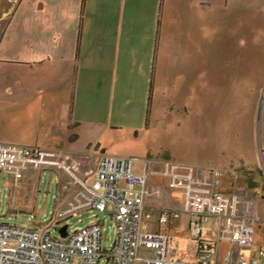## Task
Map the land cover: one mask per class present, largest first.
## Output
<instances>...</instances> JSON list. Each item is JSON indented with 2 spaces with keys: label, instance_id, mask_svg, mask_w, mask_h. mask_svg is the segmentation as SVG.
<instances>
[{
  "label": "crops",
  "instance_id": "obj_1",
  "mask_svg": "<svg viewBox=\"0 0 264 264\" xmlns=\"http://www.w3.org/2000/svg\"><path fill=\"white\" fill-rule=\"evenodd\" d=\"M226 3L241 8L244 30L264 18V0H0V142L91 152L95 162L129 157L125 133L157 126L167 93L169 101L181 91L192 102L205 98ZM255 83L256 103L263 78ZM257 157L239 170L258 169ZM48 173L59 208L73 189Z\"/></svg>",
  "mask_w": 264,
  "mask_h": 264
},
{
  "label": "built area",
  "instance_id": "obj_2",
  "mask_svg": "<svg viewBox=\"0 0 264 264\" xmlns=\"http://www.w3.org/2000/svg\"><path fill=\"white\" fill-rule=\"evenodd\" d=\"M73 154L60 149L0 142V176L12 191L8 210L34 212L41 174H61L73 189L65 204L31 227L0 223V264H264V246L247 261L219 257L218 244L250 250L264 195L239 184L235 171L177 164L169 160ZM264 189V153L259 165ZM161 180V181H160ZM154 213V222L146 214ZM83 213L91 222L69 230L67 222ZM187 215L190 251L179 250L163 226ZM105 216L116 228L114 242L102 245ZM211 220L210 238L202 224ZM155 223L159 229L152 231ZM67 225L66 236L58 230ZM56 229L58 235H52Z\"/></svg>",
  "mask_w": 264,
  "mask_h": 264
},
{
  "label": "rangeland",
  "instance_id": "obj_3",
  "mask_svg": "<svg viewBox=\"0 0 264 264\" xmlns=\"http://www.w3.org/2000/svg\"><path fill=\"white\" fill-rule=\"evenodd\" d=\"M239 8L237 4L226 3V23L220 21L215 25L212 54L209 49V53L205 51L198 55L200 68L208 61L207 53L209 61L213 56V81L209 82L205 98L192 102L191 97L181 91L175 101H169L167 93L162 102V118L157 126L138 135L125 133L120 144L127 156L138 159L134 162L135 170L141 169L144 159L169 160L224 171H233L231 167L239 170L243 162L251 164L257 155L258 160L254 162L259 163V151L264 150V18L244 30L238 21ZM195 61L193 57L191 62L195 64ZM261 77L262 91L255 103V82ZM6 79L14 80L13 74L9 73ZM185 87L182 85L181 88ZM250 89L253 90L251 94ZM237 173L239 184L255 188L264 195L260 173L255 166L251 171L239 170ZM11 191L10 181L0 176V223L31 227L33 222H46L55 211L56 186L48 171L40 178L33 214L8 210ZM91 217L90 213H83L70 219L67 222L69 230L88 225ZM146 218L154 222L156 215L148 212ZM188 221L187 215H181L170 225L162 227L182 251H190L193 247L188 236ZM202 227L203 237L214 241L208 234L213 222L209 220ZM150 229L157 231L159 227L153 223ZM52 235H58L56 229H52ZM115 237V225L105 216L102 245L109 248ZM261 246H264V198L260 205L259 223L255 226L253 248L241 250L219 243L218 254L220 258L231 254L234 260L247 261Z\"/></svg>",
  "mask_w": 264,
  "mask_h": 264
},
{
  "label": "water",
  "instance_id": "obj_4",
  "mask_svg": "<svg viewBox=\"0 0 264 264\" xmlns=\"http://www.w3.org/2000/svg\"><path fill=\"white\" fill-rule=\"evenodd\" d=\"M66 228H67V225H63V226L58 230V233L60 234L61 237H65V236H66Z\"/></svg>",
  "mask_w": 264,
  "mask_h": 264
}]
</instances>
